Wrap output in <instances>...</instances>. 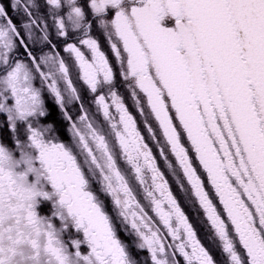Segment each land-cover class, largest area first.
Segmentation results:
<instances>
[{
  "label": "snow or ice",
  "instance_id": "obj_1",
  "mask_svg": "<svg viewBox=\"0 0 264 264\" xmlns=\"http://www.w3.org/2000/svg\"><path fill=\"white\" fill-rule=\"evenodd\" d=\"M0 264H264V0H0Z\"/></svg>",
  "mask_w": 264,
  "mask_h": 264
},
{
  "label": "rangeland",
  "instance_id": "obj_2",
  "mask_svg": "<svg viewBox=\"0 0 264 264\" xmlns=\"http://www.w3.org/2000/svg\"><path fill=\"white\" fill-rule=\"evenodd\" d=\"M38 2H39V0H38ZM12 15L15 16L16 13L13 12ZM47 103L51 106V108H50L51 119H52V120H55V121H60V120H61V116H60V113H59V109L55 106L54 101H52L51 98H49L48 101H47ZM66 128H67V126H66V124H65L64 133H65V136H66L68 139H70V136L68 135ZM160 163H161V168H162V170H164V171L166 172V176H167V178L170 180V182L172 183L173 189L175 190L176 185H175L174 182H173V178L171 177L170 174L167 173L166 169H165L164 166H163L162 161H161ZM192 212H193V211H189V215H190V216L194 215V213L192 214ZM202 234H203V233L201 232V235H202Z\"/></svg>",
  "mask_w": 264,
  "mask_h": 264
},
{
  "label": "flooded vegetation",
  "instance_id": "obj_3",
  "mask_svg": "<svg viewBox=\"0 0 264 264\" xmlns=\"http://www.w3.org/2000/svg\"><path fill=\"white\" fill-rule=\"evenodd\" d=\"M194 212H192V214H193Z\"/></svg>",
  "mask_w": 264,
  "mask_h": 264
}]
</instances>
